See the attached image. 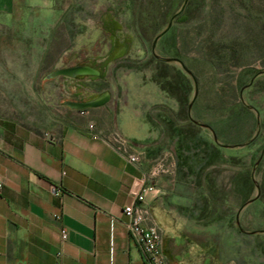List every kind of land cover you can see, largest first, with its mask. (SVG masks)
I'll use <instances>...</instances> for the list:
<instances>
[{
  "label": "rangeland",
  "instance_id": "rangeland-1",
  "mask_svg": "<svg viewBox=\"0 0 264 264\" xmlns=\"http://www.w3.org/2000/svg\"><path fill=\"white\" fill-rule=\"evenodd\" d=\"M156 1L163 8L172 3L177 12L187 0H131L120 6L118 0H32V17L41 15V20L23 18L11 27L0 26V89L17 95L23 79H31L38 99L34 112L40 94L60 83L45 81L46 73L91 63L103 71L106 89L116 92L118 84L126 82L130 101L142 96L147 102H166L155 104L150 116L161 122L167 135L163 120L206 140L216 138L212 125L227 124L225 137L214 140L222 162L203 167L198 177L181 176L189 199L175 208L173 219L185 222L187 244L197 264H264V189H259L264 176V0H190V18L171 20L169 34L153 45L166 27L165 9H147ZM108 7L116 9L118 35L127 48L107 63L110 41L102 21ZM150 17L157 20L149 26ZM57 53L63 55L53 64ZM126 70L134 71L122 74ZM176 70L189 81V114L198 123L188 118L186 104L180 108L151 80L162 74L179 79ZM61 78L63 100L88 99L100 82L90 75ZM136 80L144 84L135 85ZM246 177L251 184L244 195L233 186Z\"/></svg>",
  "mask_w": 264,
  "mask_h": 264
},
{
  "label": "crops",
  "instance_id": "crops-1",
  "mask_svg": "<svg viewBox=\"0 0 264 264\" xmlns=\"http://www.w3.org/2000/svg\"><path fill=\"white\" fill-rule=\"evenodd\" d=\"M31 6L32 0H0V26L23 18L41 20V15L32 17ZM57 54L53 64L63 55ZM58 77L44 76L60 83L40 94L34 112L38 99L31 79H23L17 95L0 89V264H147L122 213L143 168L90 137L87 124L94 121L143 144L146 162L166 148L177 159L174 141L150 116L155 104L166 102H147L142 96L130 101L122 82L116 92L110 90V104L81 113L63 105ZM182 179L180 174L172 184L166 177L157 179V191L146 200L167 263L197 264L185 222L173 219L175 208L189 199ZM52 186L60 192L53 193Z\"/></svg>",
  "mask_w": 264,
  "mask_h": 264
},
{
  "label": "trees",
  "instance_id": "trees-1",
  "mask_svg": "<svg viewBox=\"0 0 264 264\" xmlns=\"http://www.w3.org/2000/svg\"><path fill=\"white\" fill-rule=\"evenodd\" d=\"M128 1L131 0H118L116 3L117 6H120L122 4H126ZM154 1V0H152ZM156 2H150L147 9L149 12H153L154 9L158 12H162V9L164 10V19H166V26L170 19L172 18L173 21H186L190 18V13L192 11V4H190V0H187L185 4L182 6L180 10L177 12L173 11V4H169L167 7L163 8V5ZM129 3V2H128ZM116 9L114 7H108L106 8L105 13L103 14V28L104 31L109 35V48L107 55L104 59V62H110L118 58L120 55L123 54V52L126 50L127 46L123 43V40L120 39L118 32L121 29V24L118 22L116 16ZM138 19V18H137ZM151 19L148 20V25H152V21L154 22L155 18H147ZM166 28V27H165ZM172 26L170 25L168 29H166L162 36H165L166 34H169L171 31ZM155 39V37H154ZM153 39V40H154ZM152 40V43H153ZM128 43V42H127ZM126 43V44H127ZM169 48L172 49V52L175 51V40L172 35L169 36ZM84 63V62H79ZM166 63V62H165ZM91 66L96 67L99 70L98 75H90L92 78L99 79L100 82H98L96 85V90L91 95V97L95 96L99 92L105 90L104 81H106L103 71L97 67L96 65L89 64ZM128 69H138L134 66H126ZM176 75L179 76V79H168L167 75H161L159 77H152L151 80L155 82L161 90H163L166 95L173 97L179 104L180 108H187V115L192 122L195 120L190 117L189 111L193 107L190 105V103H187V91L189 89V81L188 79L180 72V70H176ZM65 77V76H61ZM81 77L77 76L76 78ZM89 97V98H91ZM88 98V99H89ZM70 100V99H66ZM86 100V99H85ZM191 106V108L189 107ZM190 108V109H189ZM87 110V109H83ZM165 123V128L169 130V136L174 141V151L176 154V165H177V171L178 174H180L183 177L186 176H195L198 177V174L200 170L207 166V165H214L217 164L218 161L222 162V154H221V148L219 145H217L214 140H206L202 137H200L198 134H193L190 132V130L186 131L182 128H179L171 123L169 120H163ZM195 123V122H194ZM227 124H219V126H213L212 125V131L217 139L224 138L225 135L228 133L226 128ZM199 164V168L195 170L194 165ZM177 174V175H178ZM233 189H237L238 192H241V194H246L250 190V182L248 177L244 178L241 182L234 181ZM260 192L264 189V176L263 181L261 185L259 186ZM245 198V197H244ZM202 208V207H201Z\"/></svg>",
  "mask_w": 264,
  "mask_h": 264
},
{
  "label": "built area",
  "instance_id": "built-area-1",
  "mask_svg": "<svg viewBox=\"0 0 264 264\" xmlns=\"http://www.w3.org/2000/svg\"><path fill=\"white\" fill-rule=\"evenodd\" d=\"M81 113L84 110H80ZM87 131L90 137L100 139L112 148L127 162L143 168V173L136 178L131 192V202L122 208L126 217V228L140 248L143 259L147 264H168L162 249V235L157 224L151 219L147 196L157 191L156 180L166 177L174 183L177 176V165L174 154L164 149L161 154L146 162L143 144L125 136L115 129L105 131L94 121H89ZM1 187V184H0ZM52 192L58 194L59 188L52 186ZM65 238V234H62Z\"/></svg>",
  "mask_w": 264,
  "mask_h": 264
},
{
  "label": "water",
  "instance_id": "water-1",
  "mask_svg": "<svg viewBox=\"0 0 264 264\" xmlns=\"http://www.w3.org/2000/svg\"><path fill=\"white\" fill-rule=\"evenodd\" d=\"M171 20L168 22L166 28L164 30H162L153 40V45L155 44L156 39L162 35V33L168 29V27L171 25ZM158 56V55H156ZM177 58H165L166 61H171L174 60L176 61ZM189 72V71H187ZM99 74V70L94 67L91 66L87 63H76L73 65H69V66H62V67H58L55 68L51 71H49L45 77L46 78H54V77H58V76H65V77H77V76H85V75H98ZM195 94V92H194ZM111 99V92L109 89H105L101 92H99L98 94H96L95 96L86 99V100H64L63 101V105L72 109H77V110H83V109H88V108H97L100 106L105 105L106 103L109 102V100ZM191 105V103H190ZM189 105V107H190ZM252 107V106H251ZM195 123H198L197 121H194ZM201 126H207L206 124L203 123H199ZM216 138L214 137V140ZM256 198H250L247 201H245V203L242 205H246L250 202H252L254 199ZM236 223L238 224V221H236ZM244 231V230H242ZM259 230H255L252 231L253 233L258 232Z\"/></svg>",
  "mask_w": 264,
  "mask_h": 264
},
{
  "label": "flooded vegetation",
  "instance_id": "flooded-vegetation-1",
  "mask_svg": "<svg viewBox=\"0 0 264 264\" xmlns=\"http://www.w3.org/2000/svg\"><path fill=\"white\" fill-rule=\"evenodd\" d=\"M252 80H253V78L250 80L249 83H252ZM247 86H249V85H247ZM247 86H245V87H247ZM245 87H243L242 89H244ZM242 89H241V90H242Z\"/></svg>",
  "mask_w": 264,
  "mask_h": 264
}]
</instances>
